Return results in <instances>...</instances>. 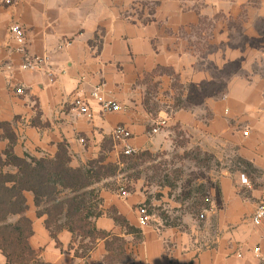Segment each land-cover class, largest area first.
<instances>
[{"label":"crops","instance_id":"0c3cea01","mask_svg":"<svg viewBox=\"0 0 264 264\" xmlns=\"http://www.w3.org/2000/svg\"><path fill=\"white\" fill-rule=\"evenodd\" d=\"M13 24L25 31L23 47L10 37ZM36 56L49 60L22 68ZM96 88L123 108L103 111L91 98ZM77 94L93 118L75 109ZM119 124L132 134L133 155L113 137ZM61 144L72 168L100 157L118 166L93 186L103 211L94 223L107 236L75 257L73 234L62 228L53 237L24 190L25 210L7 221L30 220L36 262L263 264L253 248L264 250V227L252 216L264 202V0H0L2 161L8 151L53 159ZM176 153L205 174V192L190 206L166 182L168 171L160 182L148 166L128 174L129 160L157 164ZM190 154L202 155L201 168ZM17 172L0 165L1 174ZM0 264H8L1 250Z\"/></svg>","mask_w":264,"mask_h":264},{"label":"trees","instance_id":"16d2710c","mask_svg":"<svg viewBox=\"0 0 264 264\" xmlns=\"http://www.w3.org/2000/svg\"><path fill=\"white\" fill-rule=\"evenodd\" d=\"M6 161L18 167L16 175L0 173V250L8 264H45L36 262L37 252L30 246L33 234L30 220L21 216L15 223L7 221L11 214L23 213L25 200L22 192L31 190L38 214H47L46 226L53 237L62 228L72 234L70 248L74 256L86 258L98 239L107 233L96 228L94 220L103 215L102 198L94 184L115 176L116 164H102V158L89 162L85 168L69 166L70 156L64 144L59 146L55 158H17L10 151ZM14 181L13 186L6 182ZM61 191L69 194L60 196ZM77 244V245H76ZM76 245V246H75Z\"/></svg>","mask_w":264,"mask_h":264},{"label":"built area","instance_id":"2783aa9c","mask_svg":"<svg viewBox=\"0 0 264 264\" xmlns=\"http://www.w3.org/2000/svg\"><path fill=\"white\" fill-rule=\"evenodd\" d=\"M13 1L14 0H4V2L9 5L13 4ZM10 37L17 41L20 46H25V31L20 25L13 24L10 26ZM48 60V57L36 56L34 58H27L24 64L22 65V68L30 70L41 69V64ZM48 74L52 78L53 73L49 72ZM15 93L23 94L24 90L23 88L19 87L15 90ZM91 98L98 102L103 111H119L123 108V106L117 101L106 98L104 95H102L99 88H96L91 92ZM88 101L89 100L87 99V97L77 94L74 100V107L80 115L86 116L91 119L93 118V112L90 108ZM157 130L158 129L155 128L153 129V132H157ZM131 135V132L124 125L121 124L117 125L113 130V137L119 143L123 144L121 147L123 154L126 156L133 155L134 153H136V149L127 143V140L131 137ZM241 179L244 183H247V178L245 175H242ZM122 191L125 194L124 189H122ZM252 221L254 224L261 225L264 227V202L260 203L256 208L252 216ZM139 222L141 224H146L148 222V214L144 207L139 209ZM253 252L258 258H260V260L264 264V250H262L260 246H256L253 248Z\"/></svg>","mask_w":264,"mask_h":264},{"label":"rangeland","instance_id":"374dc122","mask_svg":"<svg viewBox=\"0 0 264 264\" xmlns=\"http://www.w3.org/2000/svg\"><path fill=\"white\" fill-rule=\"evenodd\" d=\"M189 156L195 157L197 159V166L200 168L202 167L201 162L199 161L203 158L201 154H190ZM185 159V155H178V153H176L172 155V157H169L166 162L160 161L157 164L151 163L146 165L140 164V162L136 159L133 161L129 160L127 161V165L132 167L131 169L133 170V173L128 172V174L139 175V173H142V171L138 170L140 166L142 167V170H146L149 167L153 168L154 173L157 174V176L155 174L154 176L152 175L155 177V181L160 182L159 178L161 176L160 174H162L160 170L163 171V173L168 171V173H170V178L166 179V182L171 183L173 188H175L174 190L176 191V197L179 199V201L190 206L191 204H195L199 197L205 192L203 178V175L205 174L202 173L201 170H193V168L187 164ZM207 165H213L211 159H209Z\"/></svg>","mask_w":264,"mask_h":264}]
</instances>
